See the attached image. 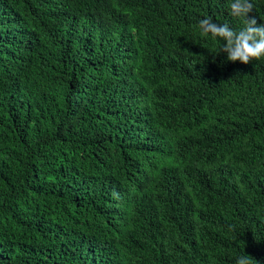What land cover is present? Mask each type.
Returning a JSON list of instances; mask_svg holds the SVG:
<instances>
[{
  "label": "trees",
  "instance_id": "trees-1",
  "mask_svg": "<svg viewBox=\"0 0 264 264\" xmlns=\"http://www.w3.org/2000/svg\"><path fill=\"white\" fill-rule=\"evenodd\" d=\"M204 17L242 27L228 0H0V264H264V58Z\"/></svg>",
  "mask_w": 264,
  "mask_h": 264
},
{
  "label": "clouds",
  "instance_id": "clouds-1",
  "mask_svg": "<svg viewBox=\"0 0 264 264\" xmlns=\"http://www.w3.org/2000/svg\"><path fill=\"white\" fill-rule=\"evenodd\" d=\"M228 8L232 17L242 21V27L237 30L228 23L204 17L198 21L200 35L217 41V53L223 52L228 61L248 64L264 58V22L258 23L255 16H249L254 9L253 0H228ZM237 264H249L247 257H239Z\"/></svg>",
  "mask_w": 264,
  "mask_h": 264
}]
</instances>
